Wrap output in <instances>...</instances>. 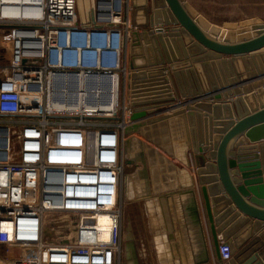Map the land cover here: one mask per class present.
I'll list each match as a JSON object with an SVG mask.
<instances>
[{
  "label": "built area",
  "instance_id": "1",
  "mask_svg": "<svg viewBox=\"0 0 264 264\" xmlns=\"http://www.w3.org/2000/svg\"><path fill=\"white\" fill-rule=\"evenodd\" d=\"M79 1L0 0V264H122L132 0Z\"/></svg>",
  "mask_w": 264,
  "mask_h": 264
},
{
  "label": "water",
  "instance_id": "2",
  "mask_svg": "<svg viewBox=\"0 0 264 264\" xmlns=\"http://www.w3.org/2000/svg\"><path fill=\"white\" fill-rule=\"evenodd\" d=\"M133 7L131 109L145 115L131 126L148 128L196 172L214 258L206 249L195 264H264V22L253 19L252 34L235 40L226 36L231 25L208 30L185 0ZM181 128L189 148L178 153ZM182 190L198 205L193 184ZM222 240L231 249L226 261ZM126 249V260L139 264L133 243Z\"/></svg>",
  "mask_w": 264,
  "mask_h": 264
},
{
  "label": "rangeland",
  "instance_id": "3",
  "mask_svg": "<svg viewBox=\"0 0 264 264\" xmlns=\"http://www.w3.org/2000/svg\"><path fill=\"white\" fill-rule=\"evenodd\" d=\"M194 14L203 22L204 26L209 27L208 30L217 29V27L224 26L225 24L231 25L233 28L230 29L228 34H226L227 38L230 36L235 40L239 37L246 36L252 34L251 28L252 24L249 22H243L244 15L241 9H236L231 5H225L231 0H185ZM151 2V1H150ZM132 5V14L131 21L134 17V0L131 1ZM259 21V20H258ZM132 25V23L130 24ZM248 31V32H246ZM131 32V31H130ZM131 36V33H130ZM127 59L129 53V47H126ZM6 56L9 57V52L2 51L0 47V71L8 68V62L6 60ZM129 90V89H127ZM128 97V99H127ZM131 97V93L126 94L125 84L121 80V89H120V98H121V107L120 111L112 121L119 125L121 131L124 132V144H123V155H124V175H123V190L120 196L121 199V207L123 211L122 217V264H126L129 261L126 260V252H127V244L128 242L133 243L134 249L138 254L139 264H155L151 259H149V255L157 253L155 241H156V233L160 228V202L163 203L165 209V216L167 217L169 224L173 223L176 226L177 237L180 239H184V236H180L178 215L181 213L177 208V203L179 201L178 196L166 199H160L155 194V187L153 178L155 177V173L160 171V169H155V166L152 167L151 164H157L159 167V163L161 160V156H165L171 163L175 165L171 167L169 173L171 176L176 177L177 173L181 176V178L185 179L186 174L195 175L196 179L194 182L196 183L198 189L199 184L197 182L196 172L192 167H188L185 163H183L173 152L168 150L165 146V142L159 140L160 138H156V135L148 131L147 129H143L138 131L134 129L131 124L136 118L135 111L126 113L128 117L125 116L124 105L125 102L128 103L129 98ZM131 101V100H130ZM125 121H129V132H125V126L123 123ZM175 128H178V122L173 124ZM124 129V131H123ZM177 134L174 135V144L176 145V151L178 153L181 152L179 145H184L186 149H188V144L186 141L185 132L181 128ZM182 130V131H181ZM184 135H183V133ZM176 133V132H175ZM186 153V152H185ZM148 162V164H146ZM150 162V165H149ZM149 165V167H148ZM179 169V170H178ZM152 177V182H150V174ZM129 177L128 181L126 177ZM128 184V187H127ZM153 184V185H152ZM152 185V191H149ZM196 188V186H195ZM197 189V188H196ZM134 191V192H133ZM157 191V190H156ZM197 192V190H196ZM198 193V192H197ZM200 193V191H199ZM176 205V206H175ZM158 210V213H156ZM205 216V214H204ZM204 223L209 232L208 223L206 220V216L204 219ZM184 230V229H183ZM59 232L57 230L50 231L49 233L52 235V238L56 233ZM185 232V231H184ZM183 232V233H184ZM185 234V233H184ZM129 235L131 237H129ZM182 237V238H181ZM210 237V236H209ZM56 238V236H54ZM212 243V239L210 240ZM212 246V244H211ZM169 249V247H167ZM176 249V247L174 246ZM185 246L180 245V253H186L184 250ZM212 246V251H213ZM177 251V249L175 250ZM214 255V251H213ZM190 263V262H189ZM181 264H188V262H182Z\"/></svg>",
  "mask_w": 264,
  "mask_h": 264
},
{
  "label": "crops",
  "instance_id": "4",
  "mask_svg": "<svg viewBox=\"0 0 264 264\" xmlns=\"http://www.w3.org/2000/svg\"><path fill=\"white\" fill-rule=\"evenodd\" d=\"M225 5H231L236 9H241L244 15V18L242 20L243 22L251 23L253 19H258L259 21L264 22V0H231ZM130 31H131V27H130ZM130 39L128 40L127 47H130L131 44ZM128 83L129 81L127 78V85ZM126 91L129 93L127 87H126ZM125 107L130 111L132 106L129 100H128V106ZM135 114L139 115L140 117H143V115H145V112L142 113L140 112ZM174 121L177 122V120ZM174 121L173 123H175ZM146 164H148V162H146ZM151 165L152 167L155 166V169L157 170L160 169V171H157L155 173V177L153 178L155 187L158 188L155 189L154 191L155 194L160 199H166V201H168L169 197L173 199L174 197L178 196L179 198V201L177 203L178 206L177 208L180 210L181 219L179 214L178 227L180 230L178 231L180 233V236H184L183 237L184 239H180L177 237L178 235L176 233V226L173 223L169 224V221L165 216L164 205L162 202H160L159 205H160L161 221H160V228L156 233L157 235L155 241V246H156L155 248L157 253L154 254L153 256L152 254L149 255L148 258L151 259L153 262H155V264H181L184 261L188 262V264H195L196 257L198 259L201 257L203 258L206 249H207V253L212 258H214L212 246H211L212 243L210 241L211 240L210 231L208 232L206 224L204 223L205 216H204L202 201H201L199 189L195 183L196 179H194L195 175L193 174V172H191V174L189 173L186 174L185 179L181 178V176L178 173L176 177L171 176L169 171L172 165L174 166L175 164L171 163V161H169L163 155L161 156L159 167L157 164H151ZM148 172L151 177L152 175L151 172L150 171ZM150 182H152V177L150 179ZM190 184H193L197 188L196 190L198 193L197 192L196 193L199 201L198 205L194 203V201L191 199V196H189V194H187L185 190H182L184 188L189 187ZM152 185L150 188H148L149 191H152ZM122 190H123V185H122ZM168 192H170V194H168ZM156 213H158V210ZM197 216L200 219H202L201 229L198 223ZM180 245L185 246L184 249L186 251L185 254L179 252ZM174 246L176 247L177 251H175L176 249L174 248ZM167 247H169V249ZM129 264H131L130 261Z\"/></svg>",
  "mask_w": 264,
  "mask_h": 264
},
{
  "label": "bare ground",
  "instance_id": "5",
  "mask_svg": "<svg viewBox=\"0 0 264 264\" xmlns=\"http://www.w3.org/2000/svg\"><path fill=\"white\" fill-rule=\"evenodd\" d=\"M80 2V7H82L83 6V4H84V0H80L79 1ZM203 23V22H202ZM208 29H209V27H208ZM129 75H130V71H129V74H128V76H127V78H128V81H129V83H128V85H127V89H129L128 91H129V93H130V91H131V87H130V78H129ZM126 94H127V91H126ZM131 100V97L129 98V102H130V104H131V106H132V101H130ZM56 101H59L58 99H56ZM132 111V109H130V111L125 107V113H128V112H131ZM130 124V123H129ZM129 124H127V122L125 121L124 123H123V126H125V131H128V133H130L129 132V129H130V127H128L129 126ZM146 129V128H145ZM105 225L106 224V220L105 219H102V220H100V226H99V229L100 230H103L104 228H102V225ZM107 231H105V233H103V236H102V239H107V237H108V235H107V233H106ZM131 251H130V246H128V255H129V253H130ZM128 261H130L131 262V264H134V262L130 259V260H128Z\"/></svg>",
  "mask_w": 264,
  "mask_h": 264
},
{
  "label": "clouds",
  "instance_id": "6",
  "mask_svg": "<svg viewBox=\"0 0 264 264\" xmlns=\"http://www.w3.org/2000/svg\"><path fill=\"white\" fill-rule=\"evenodd\" d=\"M103 54L104 53H102V57H101V60H103L104 59V56H103ZM54 57H56V58H58L59 57V53H55V56ZM85 52H82V55H81V58H82V60H84L85 59Z\"/></svg>",
  "mask_w": 264,
  "mask_h": 264
}]
</instances>
